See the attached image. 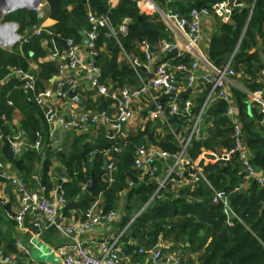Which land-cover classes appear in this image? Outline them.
I'll list each match as a JSON object with an SVG mask.
<instances>
[{"label": "trees", "instance_id": "1", "mask_svg": "<svg viewBox=\"0 0 264 264\" xmlns=\"http://www.w3.org/2000/svg\"><path fill=\"white\" fill-rule=\"evenodd\" d=\"M110 1L89 0V4L95 15L108 17L112 28L116 31L125 19L130 21L128 35L120 36L119 43L115 39L106 38L107 29L100 31L96 43L98 56L96 61L102 74L101 83L104 82L113 90H119L140 85L139 77L145 80L151 77L142 67L134 69L130 63L119 62L120 55H126L143 63L146 60V53L141 51L144 43L149 45V52L153 54L155 51L160 52V43L172 42L173 37L159 16L141 14L139 3L143 0H119L115 8L110 7ZM153 1L163 11L173 10L180 15H186L194 8L212 10L216 5L227 0ZM237 1L246 4V7L235 10L231 23L216 20L217 32L210 44L208 60L218 69H223L231 63L236 74L247 78L250 93H254L264 88L261 80L264 52H260L261 42L264 40V0ZM44 2L47 5V15L44 18H40L36 11L24 9L7 15L4 23L19 24L18 33L21 35L34 26H41L45 19H52L57 24L51 31L58 37L60 45H64L70 38L81 44V34L91 29L88 0H44ZM45 37H32L22 46L16 45L12 51L0 47V83L15 71L29 73L30 60H38L46 56V52L41 48V40ZM181 64L190 65L191 59L188 56L176 57L173 66ZM59 65L60 63L53 62L41 65L40 73L36 76L37 93L43 89L42 83H49L57 75ZM178 74L184 76L182 73ZM10 85L11 88L0 97V127L3 135L0 140V162L10 165L31 188L33 175L36 174V164L41 162V155L28 145L26 154L20 158L14 154L12 142L16 134L22 131L29 142L34 143L37 134L42 132L47 134L48 128L46 131L42 129L40 108L34 101V94L25 92L24 82L15 77ZM233 95L239 111L244 143L249 151L252 165L259 172H264V115L257 107H254L253 111L249 110L248 94L234 89ZM208 96L209 90L206 88L196 105L192 104L191 116L181 118L180 123L168 126L159 121L155 126L148 125L145 131L135 136L125 139L120 136L117 141L105 137V140L95 147L80 146L76 143L72 153L64 155L60 152L58 156L63 166L67 168L69 178V182L63 184L62 190L68 203L74 202L72 205H67L65 214L74 209L82 210L86 214L99 197L103 199L104 212L116 211L121 191L129 189V182L139 181L140 171L134 166L138 148L154 146L171 156L178 155L181 148L170 129L175 130L176 136L188 137L199 116L201 120H206L205 123L201 121V128L208 135L207 137L203 135L201 139L191 143L188 156L192 161L197 162L204 152L222 156L234 149L233 125L225 116L227 106L219 102L206 116L203 109ZM99 103L98 113L107 114L112 102L100 97ZM167 103L164 102L162 105L168 112ZM184 105L181 102L182 111ZM18 109L24 115L21 130L14 124V113ZM3 116L6 121L2 120ZM158 129L161 130L160 133H157ZM115 147L121 149L119 154L114 152ZM91 156L94 157L93 164L90 163ZM111 158L116 164L115 182L109 186L104 179L92 194L86 192L85 188L91 172L93 171L95 176H100L104 162ZM202 166L209 185L202 182L194 191L188 187L180 189L178 196L174 191V183H169L166 188L159 191V184L149 177L142 185L135 186L130 192L129 199L138 196L140 208H136V211L148 206L129 226L122 239L124 236L128 239L131 236L129 233L132 232L139 238L144 248L150 250L161 236L162 240L170 242L184 241L185 244H190L189 248L183 245L186 251L203 253L199 257V264H264V188L257 183L249 182L244 189H240L245 184V174L239 156H234L230 162L219 160L214 164L202 163ZM48 172L49 161L45 162L43 174L44 184L48 190H51ZM214 191H225L230 197L235 192H239V195L229 199L227 209L222 204H213ZM5 209L0 206V252L5 255H17L19 264H34L19 254L16 240L13 241L11 233L3 230ZM130 221V217H126L122 226L127 227Z\"/></svg>", "mask_w": 264, "mask_h": 264}, {"label": "built area", "instance_id": "2", "mask_svg": "<svg viewBox=\"0 0 264 264\" xmlns=\"http://www.w3.org/2000/svg\"><path fill=\"white\" fill-rule=\"evenodd\" d=\"M89 24L91 29L86 33L90 41L88 48L91 51V59L86 60L81 54V45L73 38L66 40L64 58L59 60V70L54 78L52 88L37 93L36 79L29 73L15 71L21 81L24 82L26 93L34 94V101L42 111L47 123L48 133L52 140L58 129L66 132L83 130L88 124H98L105 121L109 125V132L106 138L111 141H117L122 135L124 128L131 122L134 117L135 102L142 98H152V91L156 92L158 97L161 95L180 94V85L177 81V74L182 73L185 78L186 89H195L197 82H200L209 90V100L215 98L227 106L225 116L229 118L233 125L234 149L220 157V160L229 161L234 156H239L245 174V184L240 189H244L249 182L257 183L264 188V172H259L251 162L250 154L245 146L243 138V129L239 118V111L236 107L234 95L230 88V79L238 76L229 63L225 68L218 69L214 67L208 57L200 52V42L203 33V20L210 16H215L225 23L230 22V18L236 9H243L246 4L237 0H227L224 3L216 5L212 10L192 9L186 15H180L173 10L163 11L153 0H143L139 3L141 14L159 16V19L166 26L167 30L173 37L172 42L163 41L160 43V52L167 55L173 50H178L180 57L188 56L191 59L190 65L181 64L170 67L166 63H156V58L149 52V45H142L146 53L145 69L151 77L142 82L137 89L128 87L112 90L101 83V70L97 65L96 43L99 33L102 29H107V39H115L119 43L120 36H127L129 32V20L125 19L119 30H114L110 20L106 16H97L87 2ZM254 6L252 7V13ZM51 33L44 26H34L29 31L27 39L32 37L42 38ZM181 52V53H180ZM57 57V54H52ZM264 61V53L262 55ZM132 67L137 69L139 61L131 60ZM204 69V73L197 76V73ZM261 80L264 84V70L261 72ZM88 82L93 90L99 96L110 100L116 109V115L112 120L107 118L106 113H92L88 111L78 112L71 115L69 119L61 117L58 113V102L67 99L74 104L81 101V92L83 83ZM250 103L257 107L261 114L264 115V90L252 93ZM190 104H188L189 106ZM168 112L162 104L155 106V112L152 115L155 119L169 125L168 121L178 115L179 119L190 117L189 108L183 111L177 101L171 102ZM6 121L5 117H2ZM201 116L194 122L188 137L176 136L175 130L170 129L176 137L181 151L176 156H171L157 149L141 146L135 154L134 166L136 170L145 171L153 165L158 159L173 160L174 166L168 171L166 178L159 184V191L166 188L169 183H182L192 191L202 182L209 185L202 163L205 165L211 163L205 156H201V162L192 161L188 156V148L194 140L200 139ZM39 141L33 145L35 150H40L42 134L38 133ZM3 138L0 127V140ZM19 140H24L19 134L16 142L12 144L13 152L19 155L22 148L25 147ZM114 152L119 154L121 149L114 148ZM186 160V170L178 172L177 168ZM116 164L114 159L108 160V167L105 171V180L109 186L115 182ZM177 177V178H175ZM65 179L61 180L63 185ZM62 185L55 186L53 197H50L49 190L45 185H39L36 189H29L26 183H23L16 174H12L8 166L0 162V206L5 207L4 214L6 218L13 220L17 224H23L27 217L34 216L33 232L35 237L39 238L49 227L55 226V232L67 239L59 254L63 258V264H123V245L122 236L101 243H93L86 236L103 224H110L118 220L121 216L119 211L103 212L92 207L84 216L83 220L72 221L69 223L62 222V214L68 205L64 196ZM5 186L11 188L13 197L8 196ZM134 183H130L133 187ZM7 187V188H8ZM86 189V188H85ZM230 195L225 191H214L213 204H222L229 208ZM60 217L61 222L56 224V219ZM231 225V224H230ZM16 248L19 254L26 259L30 258V248L25 246L20 239H16ZM141 255L146 254V249H140ZM152 264H185L183 256L178 253H168L165 251L161 240L151 249ZM18 258L13 255H0V264H19Z\"/></svg>", "mask_w": 264, "mask_h": 264}, {"label": "crops", "instance_id": "3", "mask_svg": "<svg viewBox=\"0 0 264 264\" xmlns=\"http://www.w3.org/2000/svg\"><path fill=\"white\" fill-rule=\"evenodd\" d=\"M118 4H119V0H111L109 2V5L111 8L117 7ZM42 9L47 10V8H42ZM42 9L39 10L38 12V15L40 18H44L47 15V11L42 12ZM216 20H220L222 23H225L223 20L218 19L217 17L213 15L203 20V33H202V38L200 42V52L206 57H208L212 38L217 32ZM231 22H232V16L230 18L229 23ZM6 24H9V23H6ZM56 24L57 22L52 19H45L44 22L42 23V26L48 29V31L51 34L46 36L43 40H41V48L44 50V52H46V56L39 58L38 60L31 59L29 62V74L32 75L35 79H37L36 76L40 73L41 65H44L45 63H49V62L59 63V60H62L64 58L65 44L60 45L57 40L58 37L51 31L52 28L56 26ZM19 28L20 26L18 24V29L16 30V33L19 35L18 42H16L15 44L11 46L8 45V43H6L5 41L3 43L0 42L1 48L8 50V51H12V48H14L16 45L22 46L23 43L28 42L29 39H27V36L29 35L30 30L29 31L26 30L23 34L20 35L18 33ZM1 30L3 31V33L0 31L1 37L9 35L8 30H3V29ZM80 45H81L82 56L86 60L91 59L92 57L91 51L88 48V46L83 44V38H82V42ZM141 51L145 53V50L143 49V47H141ZM260 52L261 53L264 52V40H262L261 42ZM52 54H57V57H53ZM153 55L156 58V63H166L170 67H173L174 62L176 61V57L177 58L180 57L179 54H177L176 56H170L169 54L163 55L159 51L153 52ZM31 57H33V54H31ZM131 60H135V59H130L126 55H123V54L120 55L118 59L119 62H127L128 64L131 63ZM145 64H146V60L143 63L139 62L137 68L142 67L145 70ZM203 73H204V69H201L200 72L197 73V76H200ZM55 76L50 80L49 83L47 82L42 83L43 89H41L40 92H43L47 90L48 88H52V89L54 88L53 82H54ZM15 77L17 79L19 78L17 75L11 74L5 81L0 83V97L5 91L11 88L10 84L13 81V78ZM101 78H102V74H101ZM139 78H140V85L137 84L136 86H129L128 88H131V89L139 88V86H141L142 80H145V79H142V77H139ZM177 81L180 85V94L178 96L179 98L181 95L185 94L188 91V89H186L185 87L184 76L177 74ZM103 85L107 86L106 84H104V82H103ZM248 86H249V82L247 78H244L241 75H238L233 79H230V88L232 90V93H233V90L236 89L250 96L252 93H250ZM108 88L112 89L111 87H108ZM262 89L264 90V88ZM205 91H206V88L200 82H197L195 89L193 90V93L190 95H187L185 99L182 101L185 104L184 109L188 107L191 112L192 104L196 105V102L198 101V99L201 97V95ZM68 96L70 95L67 94V99L61 102H58L57 104L58 113L60 114L61 117H65L69 119L72 114L83 112V111L98 113L99 111L98 108L100 106L99 100L101 96H99L98 93L91 88L88 82L83 83V89L81 92V101L79 103L74 104L71 100H68ZM29 100L31 101V99ZM249 100H251L250 97H249ZM152 102H153L152 98H148V97L142 98L141 100H138L135 102L134 117L131 120V122L124 128V131L121 135L122 139L135 136L139 132L145 131L148 125L155 126L157 125V122L161 121L151 116L152 112H155V107L153 111L151 112V114H149L148 112L149 106ZM167 102L168 103L166 105L167 107H169L172 101H167ZM218 103L219 101L216 100L215 98H211L209 100V96H208L206 102L204 103V109H203L204 110L203 112L206 114V116L208 115L210 109L213 108ZM188 104L190 105L188 106ZM249 106H250L249 108L250 111H253V109H255L253 105L250 103V101H249ZM39 114L41 116L39 117L41 118L40 122L42 125V129H45L46 131L47 123L45 121V117L41 110ZM115 115H116V109H115L114 104L112 103L111 106L109 107V110L107 111V118L109 120H112L115 117ZM23 119H24V115L22 114V112L19 109L16 110L14 113V124L18 126L19 130H21L22 128L21 121ZM201 121L202 123L206 122L205 119ZM210 127H212V124L210 125ZM108 132H109V125L105 121H102V120L98 122V124H95V125L90 123L83 130H80V131L73 130V131L66 132L62 129H58L52 140L50 139V136L48 133L43 134L42 132V138H41L42 147L40 150H35L33 148V145H35L39 141L38 137L34 143H30L26 135L24 134V132L22 131L18 133L16 132L17 133L16 137L19 134L23 136L24 140H19L18 142H22L25 146L22 148L25 150L24 155L27 152L28 145L30 146V148L34 149L38 154L41 155V162L39 164H36V174L33 175L32 186L31 188L30 187L28 188L36 189L40 184L45 185L44 184L45 177L43 174L44 166H45V162L49 161L48 180H49V183L52 189L49 190L48 195L50 197H53L54 195L53 190H55V186L62 185L61 184L62 175L65 176L66 182H69L67 168L63 166V163L58 156L59 153L62 152L64 155H68L72 153L73 147L74 145H76V143H79L80 146L82 145H91L93 147L98 146L105 140V137ZM160 132L161 130L158 129L157 133H160ZM203 135L207 137L208 133H206L201 128V124H200V139L202 138ZM16 137L13 139L12 144L16 142ZM66 146H69V147H68V150L65 152ZM150 148L160 150L159 148L154 147V146H151ZM207 154H213L217 156V160L211 162L213 164L220 160L221 156H218L217 154L212 153V152H204L202 156H206ZM49 155L51 156L50 158H49ZM158 159H159L158 162L155 161L153 165L151 166V168L143 172L140 171V177L137 183L131 181L129 182V189L125 191L124 190L121 191L120 195L118 196V206H117L118 207L117 211H119L121 214L120 218L110 224H103L97 227L94 231L89 233L88 236H86L88 240H90L93 243H101L104 241L112 240L114 238H118L120 236H123L126 233L129 226H131V224L135 222V220L141 215V213L148 206L146 205L142 207L140 211H136V208H140V200L138 199V196L132 197L131 200L129 199L131 190L135 188V186L142 185L145 182L147 177H149L150 180L155 181L157 184H160L164 180L166 170L169 171L174 166V161L172 159L171 160H164L161 158H158ZM93 161H94V157L91 156L90 163L93 164ZM198 162H201V158L198 160ZM227 162H230V160ZM186 164L187 162L186 160H184L182 164L178 166L177 171L178 172L185 171ZM7 166L12 174H16L18 177L20 176L10 165H7ZM103 172H104V166H103ZM92 173L95 175L93 171L91 172V175ZM91 175H90V178H91ZM104 179H105V175L103 176L102 181H104ZM130 183H134V186L130 187ZM7 187L8 186H5V189L8 191V196L12 198L13 195H12L11 188L10 187L7 188ZM186 187L187 186H185L182 183H176L174 185V188H175L174 191L176 195L178 196V191L180 189H183ZM102 203H103V199L102 197H99L92 207H96V209L104 212L102 208ZM128 208L130 211L128 210ZM84 216H85V213L82 210L80 211L75 210V209L69 210L67 215L65 214V211H64L62 214V222L69 223L72 221H80L84 219ZM4 217H5V221H4L5 224L4 226H2V228L5 232L11 233L13 241L16 239H20L21 242L29 248L34 247V242L36 240H38L39 242L41 241L39 238L35 237V234L33 232L34 230H33L32 224L35 221L34 216L27 217L26 221L20 225L14 222L13 220L6 218L5 214H4ZM126 217H130L131 221H130V224L124 228L122 224ZM129 235L131 236L130 237L127 236L128 239H126V236H124V239L121 240L122 245H123V264H152L151 263V259H152L151 250L146 249L147 253L144 255H141L139 251L140 249L144 248L143 244L140 243L139 238L134 233L131 232L129 233ZM162 239L163 238L161 236L160 240L163 243V246L166 252L172 253V254L180 253L183 256V260L185 264H199V257L203 253H193L192 251H189V250L186 251L185 249H183V245L185 244L184 241L176 243V242H170V241L162 240ZM66 242H67V239L60 236L57 232H54L46 241L43 242L42 247H39V245H37L39 249L41 250V258H45L46 262H42V259L33 260L31 257L29 259L30 262H33L34 264H63V258L59 254V251L63 248ZM185 246L189 248L190 244L187 243L185 244ZM0 255H5V253L0 252ZM12 255L17 258V255L15 254H12Z\"/></svg>", "mask_w": 264, "mask_h": 264}, {"label": "water", "instance_id": "4", "mask_svg": "<svg viewBox=\"0 0 264 264\" xmlns=\"http://www.w3.org/2000/svg\"><path fill=\"white\" fill-rule=\"evenodd\" d=\"M42 0H36V3L34 6H22L21 8L17 9H26L29 11H36L39 12L40 10V6H41ZM14 12V10H10L7 5H6V0H0V23L1 21L4 20V15H8L10 13ZM1 29L3 30H8L9 35H7L6 39L9 41L8 45H13L16 42H18L19 40V35L16 33V30L18 29V24L15 23H9V24H4L1 25ZM82 38H83V44H85L86 46L89 45L90 41L88 39V36L85 33H82ZM1 38V36H0ZM178 54V50H173L172 52L169 53L170 56H176ZM54 92L56 91V86H54L53 88ZM193 93L192 89H189L185 94L181 95L179 98H177L176 94H170V95H161L160 97H158V94L154 91H152V97L153 99H155L149 106L148 112L149 114H151V112L153 111L154 107L156 105L159 104H163L164 102L167 101H177V104L180 105L181 102L185 99V97L187 95H190ZM169 125H172L174 123H180V119L178 117V115H174L169 121H168ZM69 146H66L65 148V152L68 150ZM25 153V150L22 149L21 152L19 153L18 157H22ZM208 160L210 161H216L217 160V156L213 155V154H207L205 156ZM108 167V161L106 160L104 162V172L103 174H101L100 176L96 177L93 173L91 175V178L88 182V185L86 187V191L89 193H93L95 191L96 186L103 180V176L105 175V171ZM168 170H166L165 176L164 178H166ZM19 179L24 183L23 181V177L20 175ZM62 179H65V176L62 175ZM239 192H235L234 194L231 195V199H233L234 197L238 196ZM74 202H69L70 205H72ZM126 213V212H125ZM127 214V213H126ZM61 222V218L58 217L56 219V224H59ZM55 232V226H51L48 228V230L46 232H44L39 239L41 240L40 243L43 244L44 241H46L53 233Z\"/></svg>", "mask_w": 264, "mask_h": 264}, {"label": "rangeland", "instance_id": "5", "mask_svg": "<svg viewBox=\"0 0 264 264\" xmlns=\"http://www.w3.org/2000/svg\"><path fill=\"white\" fill-rule=\"evenodd\" d=\"M6 2L7 3H10L11 5H15V4H17L18 2H20L21 4L23 3V2H27V3H30V5H34L35 3H36V0H21V1H19V0H6ZM9 5V4H8ZM10 6V5H9ZM42 8H47V5H46V3L44 2V0H42V3H41V6H40V10L42 9ZM20 10H22V9H20ZM24 10V9H23ZM16 11H19V10H15V12ZM47 10L46 9H42V12H46ZM12 13H14V12H12ZM7 15L5 14L4 15V18L6 17ZM1 25H4V24H6V23H4V20L3 21H1V23H0ZM0 31L3 33V31L1 30V26H0ZM6 37L7 36H2L1 38H0V41L1 42H7L8 40L6 39ZM4 39H6V40H4ZM37 245H39V247H42V244L38 241V240H36L35 242H34V247L33 248H30V252H31V255H30V257L34 260V259H36V260H41L42 259V262H46V259L45 258H41V250L39 249V247L37 246ZM30 259V258H29Z\"/></svg>", "mask_w": 264, "mask_h": 264}, {"label": "bare ground", "instance_id": "6", "mask_svg": "<svg viewBox=\"0 0 264 264\" xmlns=\"http://www.w3.org/2000/svg\"><path fill=\"white\" fill-rule=\"evenodd\" d=\"M19 1H21V0H19ZM10 6H9V5ZM6 5H7V7L10 9V10H17V9H19V8H21L22 6H34V5H30V3H27V2H23L22 4L20 3V2H18L17 4H15V5H11L10 3H7L6 2ZM1 42V41H0ZM9 41H7L6 43H8ZM1 43H3V42H1Z\"/></svg>", "mask_w": 264, "mask_h": 264}]
</instances>
